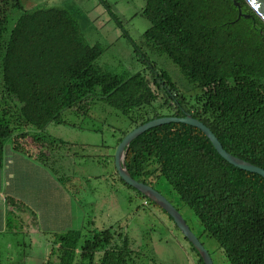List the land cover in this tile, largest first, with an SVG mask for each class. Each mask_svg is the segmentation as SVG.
<instances>
[{"label": "trees", "instance_id": "obj_1", "mask_svg": "<svg viewBox=\"0 0 264 264\" xmlns=\"http://www.w3.org/2000/svg\"><path fill=\"white\" fill-rule=\"evenodd\" d=\"M233 1L248 17H238ZM13 7L20 13L4 37ZM138 14L148 22L135 47L141 69L115 73L97 63L106 46L85 40L70 5L24 9L20 0H0V170L7 146L26 152L35 142L66 145L46 142V129L75 126L62 112L83 114L95 99L128 120L126 128L113 131V149L151 119L190 114L227 152L264 169L262 19L245 0H144ZM156 56H165L176 74L160 68ZM42 162L48 165V158ZM125 165L131 177L155 189L164 180L176 203L199 221L198 239L213 238L230 264H264V178L225 161L197 127L168 122L145 130L127 146ZM108 176L114 188L133 190L140 205L160 208L173 222L125 183L114 165ZM3 203L11 210L18 202L6 196ZM120 227L60 234L55 264H130V237Z\"/></svg>", "mask_w": 264, "mask_h": 264}, {"label": "rangeland", "instance_id": "obj_2", "mask_svg": "<svg viewBox=\"0 0 264 264\" xmlns=\"http://www.w3.org/2000/svg\"><path fill=\"white\" fill-rule=\"evenodd\" d=\"M20 1L24 9L44 5H70L77 13L79 26L80 29H83L82 35L85 40L89 44L106 46L104 53L97 60L99 65L115 73H122L123 71L133 73L141 69V64L136 61L135 47L139 45L140 35L148 26L147 20L138 14V11L144 5V0ZM103 2H106L109 7H106ZM109 10L115 15V18ZM19 13L20 10L16 7L11 8L10 14L7 16L4 37H7ZM155 60L160 68L171 73L176 72L165 56H156ZM83 111H85V114H77L74 109L62 112V118L75 125L74 128L68 125L52 124L46 129L45 133L46 142L64 140L75 143V145H59V151L53 153L52 158H48L49 167L53 168L57 175L64 178L66 186H70V190L75 195L80 193L77 192L79 191L78 186H82L84 190L89 188V184L93 183L91 180L94 175L101 173L99 174L101 178H104V176L109 177L108 173L113 169L114 163V149L110 145L114 141L113 131L128 126V120L124 115L119 114L117 110L96 99ZM76 126H81V129ZM92 128L95 131H92ZM99 131L102 133H99ZM9 143L12 144L13 142L9 141ZM29 143L31 144V142ZM81 143H89L92 146L87 145L82 148ZM104 143L110 144L106 146ZM35 145L42 149L47 146V143L35 142ZM54 158L57 159L53 160ZM80 175L81 178H88V181L80 182L77 178H74ZM103 188L104 186L101 185L96 186L94 189L101 194ZM157 190H160L176 207L190 230L196 236L199 235L202 227L193 211L182 203H176L177 196L170 193L171 189L164 180L159 183ZM88 191L92 192L90 189ZM141 203L140 197L136 195L131 197L130 206L133 212L128 216L127 222L123 223V232L129 235L130 247L135 255L133 263L130 264H191L189 258L195 253L173 222L160 208L149 203L142 206ZM137 205L138 209H135ZM106 212L105 215L99 214L98 216L99 218L106 217L102 221H109L111 224L100 226L99 229L112 225V222H115V219L122 213L118 214L114 210H107ZM97 224L99 225L98 222ZM49 238L53 240L52 236H49ZM200 241L208 250L213 264H230L213 238L203 235L200 237ZM42 242L44 243V240ZM12 246L14 245L9 244L6 249L9 250ZM30 246H33L34 249L39 248V244L31 245L27 239L26 241H19V246L14 247L19 250L28 251L30 249L32 251ZM52 249H54L53 245ZM97 258L98 255H96Z\"/></svg>", "mask_w": 264, "mask_h": 264}, {"label": "crops", "instance_id": "obj_3", "mask_svg": "<svg viewBox=\"0 0 264 264\" xmlns=\"http://www.w3.org/2000/svg\"><path fill=\"white\" fill-rule=\"evenodd\" d=\"M76 127L81 129L80 126ZM81 144L82 148L92 146L89 143ZM104 144L107 146L110 143ZM32 145L26 152H17L11 146L5 149L4 166L0 170V264H55L58 236L69 229H83L86 233L88 228L99 229L100 226L111 224L109 221H102L106 217L98 216L105 215L107 210H114L118 214L122 212L110 226L120 227L122 224L120 228L124 231L123 223L127 222L126 219L133 212L128 200L132 193L128 189L119 184L114 188L110 185L113 176L101 178V173H98L92 177L93 183L89 184L87 190L78 186L77 192L80 193L75 195L70 186H66L64 178L42 162L44 158H52V154L59 151L58 147L53 145L54 147L41 149L35 143ZM66 145L75 143L67 142ZM55 159L57 158L53 160ZM111 172L112 170L108 174ZM74 178L80 182L88 181V178H81V175ZM101 185L104 188L100 194L94 188ZM1 186H4L3 190ZM6 196H13L18 202L11 206V210L3 203ZM7 211L11 213L9 223H6ZM26 239L31 245L39 244L40 249L30 246L32 251H25L14 247L19 246V241ZM9 244L14 246L7 250ZM189 262L199 264L195 255L189 258Z\"/></svg>", "mask_w": 264, "mask_h": 264}, {"label": "water", "instance_id": "obj_4", "mask_svg": "<svg viewBox=\"0 0 264 264\" xmlns=\"http://www.w3.org/2000/svg\"><path fill=\"white\" fill-rule=\"evenodd\" d=\"M245 1L250 6V8L264 22V0H245ZM233 3L237 7L238 17L240 16L248 17L247 14H244L242 12L240 5L236 1H233ZM168 122H183V123L192 125L194 127H197L210 140L216 152L225 161H227L228 163L232 164L233 166L237 168L259 174L263 178H264V169L227 152L222 147L221 143L218 141V139L212 133V131L206 125H204L201 121L192 117L190 114H186L183 117L162 116V117L151 119L129 130L116 145L114 149V156H113L114 167L118 175L122 178V180L128 185L137 189L140 193L145 195L147 198H149L151 201H153L159 207H161L164 211H166L173 219V222L175 223V225L177 226L181 234L185 238H187V240L192 244V246L199 253L203 263L213 264L212 258L208 250L204 247V245L198 239V237L190 230L186 221L184 220L182 215L179 213V211L176 209V207L157 189H155L154 187L144 182L137 181L133 177H131L125 165V152H126V149L129 143L134 138H136L138 135L143 133L145 130L153 126L160 125L163 123H168Z\"/></svg>", "mask_w": 264, "mask_h": 264}]
</instances>
